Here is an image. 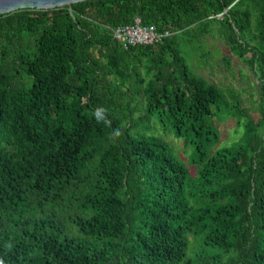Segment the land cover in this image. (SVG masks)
Instances as JSON below:
<instances>
[{
	"label": "trees",
	"instance_id": "1",
	"mask_svg": "<svg viewBox=\"0 0 264 264\" xmlns=\"http://www.w3.org/2000/svg\"><path fill=\"white\" fill-rule=\"evenodd\" d=\"M136 18L170 34L125 48L113 29ZM209 34L259 80L257 119L189 67L178 36ZM222 111L243 133L217 147ZM153 118L197 176L136 131ZM0 264H264V0L0 15Z\"/></svg>",
	"mask_w": 264,
	"mask_h": 264
},
{
	"label": "rangeland",
	"instance_id": "2",
	"mask_svg": "<svg viewBox=\"0 0 264 264\" xmlns=\"http://www.w3.org/2000/svg\"><path fill=\"white\" fill-rule=\"evenodd\" d=\"M178 37L181 40L180 47L187 57L191 70L222 88L229 101L241 102V106L247 110V113L257 119L260 97L259 80L248 65L239 59L216 35L209 34L193 43H190L186 37L183 39L181 36ZM246 120L247 118H244V121ZM216 127L220 134V143L217 147L232 145L240 140L243 133V127L238 126L236 119L228 116L224 111L219 113ZM136 131L162 138L172 147L176 156L186 164L190 174L193 177L198 175L199 166L192 163L195 155L194 146L191 143L187 144L182 138H177L156 118H153L149 124L138 126Z\"/></svg>",
	"mask_w": 264,
	"mask_h": 264
},
{
	"label": "built area",
	"instance_id": "3",
	"mask_svg": "<svg viewBox=\"0 0 264 264\" xmlns=\"http://www.w3.org/2000/svg\"><path fill=\"white\" fill-rule=\"evenodd\" d=\"M114 38L122 43L125 48L137 45H152L162 41L170 33L157 30L155 26L144 25L140 18L132 24L117 26L113 29Z\"/></svg>",
	"mask_w": 264,
	"mask_h": 264
},
{
	"label": "water",
	"instance_id": "4",
	"mask_svg": "<svg viewBox=\"0 0 264 264\" xmlns=\"http://www.w3.org/2000/svg\"><path fill=\"white\" fill-rule=\"evenodd\" d=\"M86 0H0V15L24 8L54 9Z\"/></svg>",
	"mask_w": 264,
	"mask_h": 264
}]
</instances>
